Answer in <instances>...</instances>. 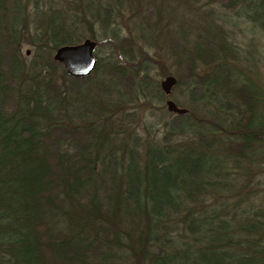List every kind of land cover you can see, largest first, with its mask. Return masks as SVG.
I'll use <instances>...</instances> for the list:
<instances>
[{"label":"trees","instance_id":"trees-1","mask_svg":"<svg viewBox=\"0 0 264 264\" xmlns=\"http://www.w3.org/2000/svg\"><path fill=\"white\" fill-rule=\"evenodd\" d=\"M70 2L0 0V264H264V0Z\"/></svg>","mask_w":264,"mask_h":264},{"label":"water","instance_id":"water-1","mask_svg":"<svg viewBox=\"0 0 264 264\" xmlns=\"http://www.w3.org/2000/svg\"><path fill=\"white\" fill-rule=\"evenodd\" d=\"M96 42L91 39H85L82 43L76 45H66L58 48L55 53V59L62 62L64 67L72 76L86 77L90 75L97 65V59L94 54ZM177 79L168 75L161 81V87L166 95H170L172 87L176 84ZM169 111L177 114H184L187 109L180 108L172 100L166 101Z\"/></svg>","mask_w":264,"mask_h":264},{"label":"rangeland","instance_id":"rangeland-1","mask_svg":"<svg viewBox=\"0 0 264 264\" xmlns=\"http://www.w3.org/2000/svg\"><path fill=\"white\" fill-rule=\"evenodd\" d=\"M214 5L216 7V12H218V16L222 17L224 16L226 10L224 9L223 11H221V5L222 4H225L226 2H228V0H214ZM43 2L45 4H50V3H59V4H62V5H68V2H70V0H43ZM71 3V2H70ZM257 6H260V5H257ZM228 11V10H227ZM238 24H240V21L237 20ZM253 28V32L254 34L258 37L257 41L259 40V44H260V54H259V61H258V65H260V68H261V71H262V74H263V77H264V27L262 25H259V24H256L255 26L252 27ZM98 30V29H97ZM31 46H25L24 47V50L25 52L28 51L26 54L27 56H31ZM98 50V55L101 57L105 55V51L102 50V46H98L97 48ZM54 54H55V51H54ZM154 76L156 77H159L156 73H154ZM165 76H162L160 78V81L159 83L161 82V80L164 78ZM178 96V89L176 90L175 88L173 89V92L171 94V97L175 100L174 97H177ZM164 104H165V100H164ZM168 111V110H167ZM169 112V111H168ZM171 113V112H169ZM171 115H167L166 118H169ZM165 118V119H166Z\"/></svg>","mask_w":264,"mask_h":264}]
</instances>
